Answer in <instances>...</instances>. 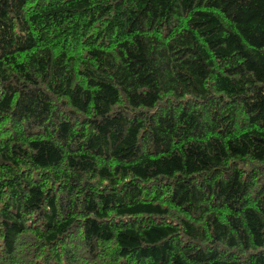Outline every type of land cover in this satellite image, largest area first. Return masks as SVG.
I'll return each instance as SVG.
<instances>
[{
  "label": "trees",
  "instance_id": "obj_1",
  "mask_svg": "<svg viewBox=\"0 0 264 264\" xmlns=\"http://www.w3.org/2000/svg\"><path fill=\"white\" fill-rule=\"evenodd\" d=\"M0 264H264V0H0Z\"/></svg>",
  "mask_w": 264,
  "mask_h": 264
}]
</instances>
